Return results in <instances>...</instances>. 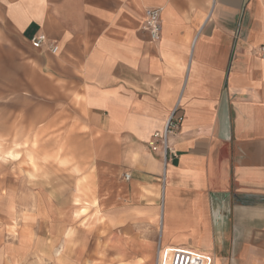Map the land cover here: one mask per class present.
Listing matches in <instances>:
<instances>
[{"label": "crops", "instance_id": "crops-1", "mask_svg": "<svg viewBox=\"0 0 264 264\" xmlns=\"http://www.w3.org/2000/svg\"><path fill=\"white\" fill-rule=\"evenodd\" d=\"M37 34L57 52L32 49ZM6 89L84 122L163 246L264 264V0H0V105ZM176 105L164 170L153 135ZM8 244L1 234L0 264Z\"/></svg>", "mask_w": 264, "mask_h": 264}, {"label": "rangeland", "instance_id": "rangeland-1", "mask_svg": "<svg viewBox=\"0 0 264 264\" xmlns=\"http://www.w3.org/2000/svg\"><path fill=\"white\" fill-rule=\"evenodd\" d=\"M28 98L6 89L0 105L7 264H153L157 221L120 197L118 174L89 152L86 124L69 110L35 112Z\"/></svg>", "mask_w": 264, "mask_h": 264}, {"label": "built area", "instance_id": "built-area-1", "mask_svg": "<svg viewBox=\"0 0 264 264\" xmlns=\"http://www.w3.org/2000/svg\"><path fill=\"white\" fill-rule=\"evenodd\" d=\"M210 14L207 15L205 21L209 20ZM143 29L149 34L151 41L156 42L160 39V9L145 11ZM29 43L32 49L40 50L46 47L51 54H55L58 49L57 45L48 41L43 34L33 36ZM181 123L182 117L178 114V105H176L167 117L162 132H156L153 135V139L160 142L164 170L169 160L175 156L174 150L168 144V138L179 130ZM149 146L153 151L157 150V145L154 141L150 142ZM129 178L130 175L128 173L124 174L125 180H129ZM153 264H214V258L211 254L201 251L165 247L158 240Z\"/></svg>", "mask_w": 264, "mask_h": 264}]
</instances>
